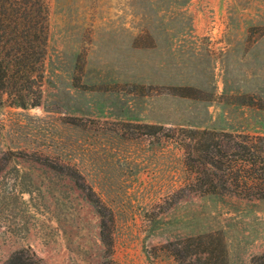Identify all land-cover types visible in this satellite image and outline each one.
Returning <instances> with one entry per match:
<instances>
[{"label":"rangeland","instance_id":"rangeland-1","mask_svg":"<svg viewBox=\"0 0 264 264\" xmlns=\"http://www.w3.org/2000/svg\"><path fill=\"white\" fill-rule=\"evenodd\" d=\"M46 1L40 100L0 104V264L21 248L43 264L108 257L95 204L39 157L110 209L115 264H179L169 245L210 231L229 264H250L264 199L181 194L194 173L180 141L264 135V0Z\"/></svg>","mask_w":264,"mask_h":264},{"label":"trees","instance_id":"trees-1","mask_svg":"<svg viewBox=\"0 0 264 264\" xmlns=\"http://www.w3.org/2000/svg\"><path fill=\"white\" fill-rule=\"evenodd\" d=\"M19 5V6H17ZM4 21L21 23L5 24ZM49 33V8L46 0H0V104L8 96L22 106L38 104L40 82ZM149 128L156 129L155 125ZM180 143L185 148L187 165L194 173L180 193L201 195L234 194L248 199H264V135L231 133L211 129H187ZM36 160L73 177L102 217L101 237L107 258L111 259L114 222L110 209L85 182L78 171L47 159ZM179 264H229L228 247L220 231L189 236L169 245ZM3 264H43L30 248H21ZM250 264H264V252Z\"/></svg>","mask_w":264,"mask_h":264}]
</instances>
